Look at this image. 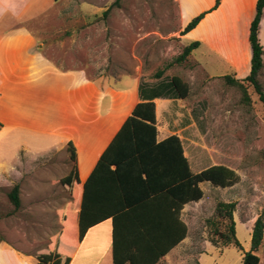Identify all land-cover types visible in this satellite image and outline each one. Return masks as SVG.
I'll return each instance as SVG.
<instances>
[{
    "label": "rangeland",
    "instance_id": "rangeland-1",
    "mask_svg": "<svg viewBox=\"0 0 264 264\" xmlns=\"http://www.w3.org/2000/svg\"><path fill=\"white\" fill-rule=\"evenodd\" d=\"M114 1L59 0L54 17L60 22L46 35L42 52L60 69H80L100 86L123 80L136 68L145 80L154 81L163 71L166 79L177 75L190 82L185 105L178 99L158 102L159 139L180 132L194 173L221 164L233 169L239 181L227 189L202 184L203 198L186 217L188 244L162 264H243L253 224L259 216L264 221V107L252 89L247 93L254 100L246 102L242 92L223 79L202 77L200 84L198 77L187 76L192 73L187 63L183 68L175 65L183 50L176 0H119L112 6ZM36 148V140L22 132L0 133V162L9 168L17 161L5 175L7 182L0 184V264H22L14 251L32 257L30 264L37 263V255L50 247L51 239L66 231L62 211L69 206V214L73 212L70 192L60 184L70 171L67 153L36 158ZM20 152L24 154L18 156ZM52 161L54 165L48 166ZM15 185L18 208L8 198ZM219 200L235 203L238 246L215 247L210 242L207 221ZM255 255L264 264V230ZM110 258L106 252L101 264H111Z\"/></svg>",
    "mask_w": 264,
    "mask_h": 264
},
{
    "label": "crops",
    "instance_id": "crops-1",
    "mask_svg": "<svg viewBox=\"0 0 264 264\" xmlns=\"http://www.w3.org/2000/svg\"><path fill=\"white\" fill-rule=\"evenodd\" d=\"M58 2L0 0V133L8 135L22 132L29 138H34L36 158L50 157L62 151L68 156L67 146L71 143L75 148L80 181L75 199L80 203L83 183L137 103L157 95L152 99L155 104L157 140L176 135L182 142L178 131L159 139L157 107L159 101L175 103L177 99L181 105H185L191 88L190 82L172 75L188 85L187 97L177 98L168 84L172 76L169 79H166V75L154 81L145 80L140 68H136L134 74L123 80L102 86L89 80L80 69H60L42 52L46 35L60 22L54 17ZM215 2L216 0H176L178 43L183 49L193 42H198L199 46L191 51L184 62L175 65L183 68V63H187L192 70L187 76L198 77L200 84L202 77L220 80L229 76L242 81L251 70L252 51L248 39L257 0H220L218 6L212 9ZM204 12L203 18L192 30L181 34L193 18ZM258 39L264 52V9ZM258 81L264 90V53ZM250 89L252 88L247 87V91ZM247 94L250 100H254ZM192 112L193 110L189 111L191 118ZM188 122L194 124V119ZM24 149L29 150L28 147ZM21 153L23 152L18 153V156ZM184 154L186 156L185 150ZM14 163L8 168V164L0 162V184L7 182L5 175L10 173ZM48 164L52 166L54 162ZM191 171L194 173L192 169ZM202 184H199L201 190ZM69 197L71 201L74 200L72 195ZM198 202H189L182 208L178 218L186 225L185 238L176 242L156 264H162L174 253L185 250L190 237L186 217ZM171 215L168 212L164 216L166 228L160 235L156 234L160 244L157 246L158 250L169 246L184 234L185 228L178 226ZM112 229L111 218L89 228L77 244L68 264H101L106 252L110 253V262L113 264ZM126 235L122 250L126 258L134 259L138 251L144 250V244L139 240H128L131 232H126ZM159 238H162L161 243ZM14 253L22 264L31 263L29 261L32 257H20L15 251Z\"/></svg>",
    "mask_w": 264,
    "mask_h": 264
},
{
    "label": "trees",
    "instance_id": "trees-1",
    "mask_svg": "<svg viewBox=\"0 0 264 264\" xmlns=\"http://www.w3.org/2000/svg\"><path fill=\"white\" fill-rule=\"evenodd\" d=\"M219 2L220 0H216L212 9H215ZM118 4L119 0H115L112 6ZM263 9L264 0H257L255 17L249 28L248 40L252 51L250 74L242 81H236L229 76L222 78L228 85L237 87L246 102L250 100L247 87H251L258 101L264 106V90L258 81L264 53L258 39ZM205 13L193 18L181 34L192 30ZM198 46V42L189 44L174 63L184 62L191 51ZM162 74L163 71H158L155 77L160 78ZM168 84L177 98L187 97L188 85L182 79L172 76ZM155 97L157 95L153 98ZM152 99L134 106L100 155L82 185L80 203L75 199L80 184L76 153L73 145L68 143V160L71 166L69 173L60 179V184L74 198L70 206H73V212L69 214V206L62 211L67 216L61 212L63 228L66 231L60 232L51 239L50 247L37 255L35 264H68L86 231L108 218L112 219L113 224V264H156L176 245V242L185 238L186 225L180 222L178 215L186 204L198 202L203 198L199 184L207 182L215 188H231L238 183L239 175L233 169L221 164L192 173L178 136L171 135L158 141L155 104ZM8 198L14 208L20 206L18 185L11 189ZM234 211V202L222 200L216 202L212 217L207 221L211 229L210 242L213 246L239 245L235 237ZM168 212L172 213L171 216L178 226L185 228V231L177 241H172L169 246L162 248L163 250H158L157 246L160 244L156 234L160 235L166 228L163 219ZM263 230L264 221L259 216L253 224L251 248L243 255V264H259V257L255 252L261 245ZM126 232H131L128 240L134 242L139 240L144 244V250L138 251L134 259L126 258L122 250V242L125 236L127 237ZM159 239L161 243L162 238Z\"/></svg>",
    "mask_w": 264,
    "mask_h": 264
}]
</instances>
